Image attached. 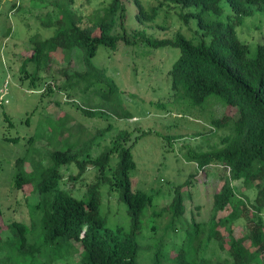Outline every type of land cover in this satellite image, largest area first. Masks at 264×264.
<instances>
[{
	"label": "trees",
	"instance_id": "16d2710c",
	"mask_svg": "<svg viewBox=\"0 0 264 264\" xmlns=\"http://www.w3.org/2000/svg\"><path fill=\"white\" fill-rule=\"evenodd\" d=\"M68 1V8L54 21L53 34L30 37L32 52L25 57L20 69L27 77H32L33 84L42 73L49 75L55 51L62 48L65 58L70 60L79 49L84 54V67L65 71L62 87L86 90L97 82L115 92L119 89L116 80L91 58L101 45L116 48L120 40L127 44L143 41L153 47L172 45L180 49L169 71L174 101L187 100L201 105L214 94L217 97L211 101L218 99L238 107V117L226 114L212 119L214 129H223L218 145L211 144L208 150L192 148L187 155L201 168L217 162L229 172L213 195L211 217L204 223L203 233L211 239V256L198 254L202 242L194 233L203 224L192 219L188 221L185 234L177 235L179 240L165 242L164 236L159 239L152 262H139L135 233L142 227L144 209L153 204V193L133 186L131 170L136 167V161L131 146L122 141L128 131L122 130L113 143L107 144L95 157L91 152L93 134L83 142L77 138L74 146L51 150L48 164L32 157L31 152L17 159L14 187L21 189L25 184H32L35 198L29 202L30 223L14 219L0 224V264H17L16 260H24L25 264H264V41L258 44L256 56H250L249 45L240 39L236 28L244 15L253 14L256 9L264 10V0H227L233 13L225 16L222 0H169L194 7L180 15L185 21L191 16L197 18L202 35L197 40L181 31L173 37H156L146 29L127 28L128 8L124 0H107L106 3L102 0L103 5L85 20L72 8L73 1ZM135 2L139 7L138 19L156 16L157 5L148 9L142 0ZM83 111L93 113L86 107ZM115 155L118 158L113 161ZM27 160L31 161V169L26 168ZM73 162L80 176L89 163L99 170L100 177L90 184L86 197H78L62 186V166ZM107 167H114L112 183L120 190L131 215L132 229L127 233L121 226H108L99 214L98 188L101 181L107 179ZM234 180L245 188L255 189L254 199L250 201ZM184 201L182 190L177 188L171 202L157 212L164 209L174 220L185 219ZM227 206L231 207L230 211L218 215ZM249 207L253 213L252 224L248 232L237 237L233 234V223ZM36 226L41 227L38 234ZM220 226L230 233L228 247ZM191 232L194 233L189 237ZM247 239L250 245L246 244ZM77 251L81 258L72 260ZM165 253L167 256L163 259Z\"/></svg>",
	"mask_w": 264,
	"mask_h": 264
},
{
	"label": "rangeland",
	"instance_id": "374dc122",
	"mask_svg": "<svg viewBox=\"0 0 264 264\" xmlns=\"http://www.w3.org/2000/svg\"><path fill=\"white\" fill-rule=\"evenodd\" d=\"M72 1V8L84 20L102 6L103 1L107 2ZM124 1L128 8L125 25L129 29H146L156 37H173L179 31L195 40L202 37L197 18L191 16L185 21L180 15L194 9L192 5L184 7L169 0H142L148 9L157 5L158 11L154 18L140 20L135 0ZM69 4L68 0H0V224L14 219L30 223L29 202L35 198L33 185L14 187L18 172L16 161L20 156L31 152L32 157L48 164L51 150L74 146L77 138L83 142L94 134L91 152L95 157L107 144H112L122 130H127L122 141L131 146L136 161V167L131 170L133 186L153 193V204L144 209L142 227L135 233L139 262H152L159 239L164 236L165 242L179 240L177 235L185 234L188 221L192 219L203 225L189 237L197 234L202 242L198 254L211 256V239L203 233L204 223L211 217L213 195L229 172L217 162L201 168L187 155L192 148L208 150L211 144L218 145L223 129H214L212 119L226 114L238 117V107L218 99L211 101L217 97L214 94L201 105L187 100L174 101L169 71L180 49L172 45L153 47L143 41L127 44L120 40L116 48L101 45L91 58L116 80L119 89L115 92L97 82L86 90L62 87L65 71L84 67V54L79 49L70 60L65 58L62 48L55 51L49 75L42 73L33 84L32 77H27L20 69L25 57L32 52L30 37L53 34L55 19ZM222 5L223 16L233 13L227 0H222ZM236 28L240 39L248 43L250 56H256L258 44L264 41V10L256 9L253 14L244 15ZM83 107L92 109L93 113L84 112ZM117 158L115 155L113 161ZM25 165L27 169L32 168L30 160ZM78 171L75 162L63 165L62 186L78 197H86L90 184L98 180L100 173L92 163L81 176ZM113 173L114 167H107V179L99 184V214L108 226H121L127 233L132 229L131 215L120 190L112 183ZM233 183L250 201L254 199L255 189L245 188L238 180ZM177 188L185 196V219L174 220L164 209L157 211L171 202ZM230 209L227 206L218 215L227 214ZM252 214L249 207L233 223L235 236L248 232ZM220 231L228 247L230 233L223 226ZM35 232L40 233L41 227L36 226ZM75 243L81 249L80 243ZM246 244L250 245L249 239ZM220 253L225 254L223 250ZM166 256L167 253L163 259ZM71 258L79 260L80 252ZM16 261L25 264L24 260Z\"/></svg>",
	"mask_w": 264,
	"mask_h": 264
},
{
	"label": "built area",
	"instance_id": "2783aa9c",
	"mask_svg": "<svg viewBox=\"0 0 264 264\" xmlns=\"http://www.w3.org/2000/svg\"><path fill=\"white\" fill-rule=\"evenodd\" d=\"M1 98H4V95L3 96L1 95Z\"/></svg>",
	"mask_w": 264,
	"mask_h": 264
}]
</instances>
